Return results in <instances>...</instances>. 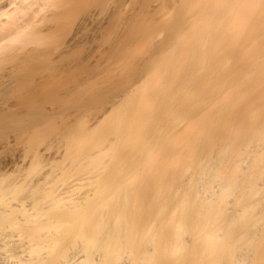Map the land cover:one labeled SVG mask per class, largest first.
Masks as SVG:
<instances>
[{
	"label": "bare ground",
	"instance_id": "1",
	"mask_svg": "<svg viewBox=\"0 0 264 264\" xmlns=\"http://www.w3.org/2000/svg\"><path fill=\"white\" fill-rule=\"evenodd\" d=\"M108 1L0 0V264H264V0Z\"/></svg>",
	"mask_w": 264,
	"mask_h": 264
},
{
	"label": "rangeland",
	"instance_id": "2",
	"mask_svg": "<svg viewBox=\"0 0 264 264\" xmlns=\"http://www.w3.org/2000/svg\"><path fill=\"white\" fill-rule=\"evenodd\" d=\"M114 1V0H113ZM111 2L110 0L105 4V5H101V6H98V7H96L99 11H101L100 12V15L102 14V17L105 15V13H107V11L112 7V5L114 4V2ZM152 3V2H151ZM132 7H133V2L132 1H128V5H127V12H130L131 11V9H132ZM94 7L92 6H89V7H87L86 8V10H92ZM160 8V7H159ZM155 10L156 11H158V9H157V7L155 8ZM100 34V35H99ZM71 35V33H69L68 35H67V37H69ZM99 36H101V33H98V36H97V39L99 38ZM102 37V36H101ZM101 37L97 40V42L98 41H100L101 40ZM90 38V37H89ZM91 40V39H90ZM89 40L87 39V40H84V42H81L80 43V47H78L79 48V54L81 55V57L82 56H84L86 53H87V51H88V48H89V46H90V41L88 42ZM101 42H102V40H101ZM99 44H101L100 42H98ZM101 107H98V108H93L92 110H90L89 112H88V114H87V116H89V115H92V114H94L95 113V110H99ZM23 133H25V132H23ZM14 133H0V138H4V137H7V138H9V137H11L12 135H13Z\"/></svg>",
	"mask_w": 264,
	"mask_h": 264
}]
</instances>
